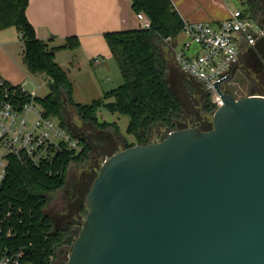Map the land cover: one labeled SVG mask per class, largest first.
Returning <instances> with one entry per match:
<instances>
[{"label": "water", "instance_id": "obj_1", "mask_svg": "<svg viewBox=\"0 0 264 264\" xmlns=\"http://www.w3.org/2000/svg\"><path fill=\"white\" fill-rule=\"evenodd\" d=\"M231 77L209 131L105 155L65 264H264V97Z\"/></svg>", "mask_w": 264, "mask_h": 264}, {"label": "trees", "instance_id": "obj_2", "mask_svg": "<svg viewBox=\"0 0 264 264\" xmlns=\"http://www.w3.org/2000/svg\"><path fill=\"white\" fill-rule=\"evenodd\" d=\"M132 1L134 11L147 16L151 28L104 35L123 79V84L107 93L104 99L114 97L115 102L108 104V109L130 117L128 133L135 137L136 143H126V149L152 144L157 127L175 131L184 121L183 106L168 82L169 63L164 52L167 40H174L182 33L184 21L171 0ZM247 3L258 19L264 6L251 0ZM28 5L29 0H0V30L17 29L25 65L32 74L48 80L49 94L38 99L47 115L66 127L72 107L84 123L92 122L99 131L114 128L118 134L115 124L99 123L96 117V108L102 101L92 105L74 102L73 84L55 60L59 51L77 50L79 38L68 37L59 47H50L53 39L39 40L26 16ZM203 109L206 113L217 110L211 96ZM81 146L79 153L64 149L51 161L44 160L37 166L12 162L0 190V258L19 256L22 264L66 263L78 236L73 230L75 223L59 227L46 209L52 196L65 187L70 164L89 159L92 146L82 140Z\"/></svg>", "mask_w": 264, "mask_h": 264}, {"label": "rangeland", "instance_id": "obj_3", "mask_svg": "<svg viewBox=\"0 0 264 264\" xmlns=\"http://www.w3.org/2000/svg\"><path fill=\"white\" fill-rule=\"evenodd\" d=\"M247 1L249 0L244 3L238 1L236 9L248 8ZM251 1L257 2L258 6L259 4L264 6V0ZM15 39L16 41L9 52H2L1 57L3 60L4 58L10 60L12 65L9 70L12 78H7L2 71L0 72L1 76L12 85L21 86L27 93L35 92V86L41 87L38 96L44 99L49 94L48 80L45 76L34 75L30 72L23 61V45L18 34ZM176 41L184 42L186 36L181 33ZM107 50L106 55H100V59L103 61L100 67H92L90 62H82V57H80L77 60L78 68L67 75L73 84L74 102L81 105H92L94 102L102 101L103 104L96 108V117L99 123L115 124L118 131V134L114 128L99 131L95 124L84 123L76 110L72 107L69 108L68 125L71 126L70 129L73 133L89 137L98 147L99 142L105 143L98 153L90 144L93 150L89 159L83 163L70 164L65 187L52 196L46 209V212L59 227H65L68 223L74 222L73 230L77 233H79L89 210L87 196L98 177L105 158L125 150L126 143L130 145L136 143L135 137L128 133L130 117L118 111L111 112L108 109L107 105L115 102L114 97L104 99L107 93L123 84L119 67L109 47ZM164 52L170 60L169 47L166 46ZM260 57L261 54L257 52L245 54L241 58L233 78L223 86L224 90L237 99L251 95H264V74L257 62ZM188 80L190 79L183 75L177 67L168 74V82L183 106L184 121L182 125L185 128L212 129L214 113H206L203 109V104L210 95L199 86H186L185 82ZM56 121L58 120L56 119ZM169 132L168 129L157 127L153 143L160 142ZM56 264L61 263L56 262Z\"/></svg>", "mask_w": 264, "mask_h": 264}, {"label": "built area", "instance_id": "obj_4", "mask_svg": "<svg viewBox=\"0 0 264 264\" xmlns=\"http://www.w3.org/2000/svg\"><path fill=\"white\" fill-rule=\"evenodd\" d=\"M137 17L142 29L151 28L144 14ZM182 33L187 41L173 49L174 62L183 75L212 97L218 109L223 101L213 84L228 75L233 78L241 58L264 40V25L246 8L232 12L229 18L216 24L184 22ZM172 41L168 39L167 43ZM262 71L264 74V68ZM230 80L220 85L224 93L227 91L223 86ZM35 89L27 93L0 75V190L13 161L21 166H37L44 160L51 161L64 149L76 153L82 150L81 138L69 126L47 115L38 101L41 87ZM0 264L22 263L19 256L6 255L0 258Z\"/></svg>", "mask_w": 264, "mask_h": 264}, {"label": "crops", "instance_id": "obj_5", "mask_svg": "<svg viewBox=\"0 0 264 264\" xmlns=\"http://www.w3.org/2000/svg\"><path fill=\"white\" fill-rule=\"evenodd\" d=\"M238 1L240 0H171L183 21L192 24L219 23L238 10ZM26 16L39 40L53 39L50 47L64 45L68 37L79 38L80 47L77 50H64L56 54V62L67 75L78 68L77 60L80 57L82 62H90L92 67L102 65L100 55H106L108 51L104 38L106 33L141 28L132 0H29ZM16 34L19 35L14 27L0 30V72H4L7 78H12L9 70L12 64L8 58L1 59L2 52H9L16 41ZM176 40L177 38L167 45L171 55L170 60L166 57L169 63L168 74L177 67L173 49L180 48L187 38L181 43ZM97 59L99 63L95 62Z\"/></svg>", "mask_w": 264, "mask_h": 264}, {"label": "flooded vegetation", "instance_id": "obj_6", "mask_svg": "<svg viewBox=\"0 0 264 264\" xmlns=\"http://www.w3.org/2000/svg\"><path fill=\"white\" fill-rule=\"evenodd\" d=\"M259 20L264 25V10L261 13V15L259 16ZM255 52L261 54V57L259 60H257V62L259 63V67L263 70V68H264V62H263L264 61V40L257 43L256 48H255V50L252 51V53H255ZM185 83H186V86H192V85L199 86V84H197L195 81H192V80H188ZM104 146H105V143L99 142L98 149H96L94 146L93 147L95 148V151H96V150H99L101 147H104Z\"/></svg>", "mask_w": 264, "mask_h": 264}]
</instances>
